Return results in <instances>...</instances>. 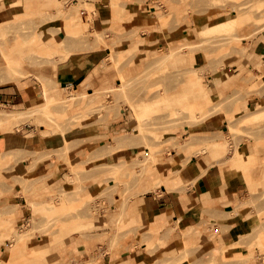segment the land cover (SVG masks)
Returning a JSON list of instances; mask_svg holds the SVG:
<instances>
[{
    "label": "rangeland",
    "instance_id": "rangeland-1",
    "mask_svg": "<svg viewBox=\"0 0 264 264\" xmlns=\"http://www.w3.org/2000/svg\"><path fill=\"white\" fill-rule=\"evenodd\" d=\"M130 1L61 0L56 5L54 0H0V57L4 65L9 52H3L7 46L17 44L16 41L28 48L32 42L38 43L34 39L37 36L45 35L51 40L62 36L64 40L57 51H44L39 47L34 52L28 50L29 58L23 63L31 73L11 74L10 79L31 76L42 87L48 84L59 93L63 89H57L55 83L47 78L51 76L53 65L56 66L70 53L69 57L97 48H109L101 53L102 59L87 75L92 80L88 87V92H92L90 97L93 96L91 101H87L88 97H78L74 89L79 85H75L65 89L61 100L67 99L69 93L75 98L48 102H55L53 106L48 105L50 109L46 107L48 113L41 111L34 116L0 117V131L7 126L9 128L4 132L18 129L28 135L37 131L41 136L55 134L68 135L69 138L63 147L48 153L66 162L64 179L68 187L45 193L44 196L50 199L48 202H42L40 196L35 199L28 197L27 204L23 206L27 210L25 219L13 216L10 230L0 227V249L7 255L6 260L0 259V264H30L28 256L37 245L47 250L40 254L35 264H64L59 255L64 251L66 242L74 236L93 241V244L104 243L105 237L92 234L98 228L94 226L95 219L103 212L109 215L112 207L120 206L121 210L118 211L117 226L107 233L109 241L111 238L107 249H118L120 243L130 236L141 234L143 229L135 228L134 223L124 219L123 209L134 193L142 191L139 187L141 180L153 175L156 164L165 159L172 147L178 151L190 149L192 154L212 153V163L219 162L220 167L231 165L234 159L239 158L240 167L237 164L236 172L244 171L253 163L249 161V156L246 159L245 155H240L239 149L247 152L248 146L255 149L264 145V116L253 117L258 110L256 107L264 106V100L241 107L239 91L214 100L203 83L206 73L232 61L237 64L236 76L247 83L246 96H264L263 62L260 60L251 67L246 43L264 30V0H153L147 8L152 9L150 15L154 24L142 28L130 27V20L143 11L137 5L132 13L128 6ZM12 8L14 13L9 15ZM6 14L11 17L4 20ZM190 18L192 28L188 32L177 39L168 35L178 26L186 27L184 23ZM67 22L82 23V31L62 34L61 26ZM151 30L159 33L164 40L156 43L141 39V50L131 47L124 50L126 46L119 44L125 38L135 37L128 43L132 46L140 38L141 31ZM64 45L67 47L64 48ZM196 52H200L202 57H195ZM230 72L233 73V70ZM36 73L44 76L43 81L37 78ZM120 74L125 76V86ZM118 86H123V96L120 94L122 97L116 101L119 95L115 99L110 91L116 93ZM178 96L181 98L176 101ZM44 102L34 106H41ZM13 107L0 102V112L10 111ZM122 110H126L131 119L130 127L102 136L93 135L92 129L97 123L120 115ZM135 110L139 116H136ZM220 111L225 113L226 125L211 133L196 132L211 114ZM26 126H31L33 130H26ZM116 136L125 141L117 144L114 142ZM87 140L105 141L101 148L102 156L129 144H140L142 147L141 152L129 162L122 160L107 164L99 160L101 157L93 162L89 161V157L77 163L70 162L68 150ZM108 140L112 142L108 143ZM218 150L221 152L217 153ZM10 158L7 153L0 154V167ZM16 172L21 179L14 177L9 181L10 185L17 182L22 190L29 188V182L34 179ZM160 183L158 180L152 187ZM250 191H255L254 184L250 186ZM117 193L119 200L115 199ZM252 203L259 211L251 218L250 231L236 239L238 242L218 244L209 250L191 248L186 244L182 255L175 261L186 258L187 264H264V191ZM81 221L85 222L82 227ZM114 231L118 233L113 235ZM156 231L149 230L152 234ZM17 238H25L24 249L16 261H11V245ZM147 246L156 258L158 249L154 243L149 242ZM156 264L165 263L156 260Z\"/></svg>",
    "mask_w": 264,
    "mask_h": 264
},
{
    "label": "crops",
    "instance_id": "crops-1",
    "mask_svg": "<svg viewBox=\"0 0 264 264\" xmlns=\"http://www.w3.org/2000/svg\"><path fill=\"white\" fill-rule=\"evenodd\" d=\"M136 1L138 0L128 3L130 11L133 13L137 9V5L143 11L130 20V27L142 28L154 24L150 15L152 9L147 8V5L151 4L153 0H143V3ZM54 2L58 5L61 0H54ZM13 10L15 9L12 8L8 14L13 15ZM8 14L5 17L2 16L4 20L11 17ZM184 24L186 27L178 26L174 31H169L168 35H174L177 39L179 35L188 32L192 28L191 18ZM139 36L140 38H137L138 40L132 46H128V43L135 37L125 38L119 44L126 46L124 50L130 47L141 50L143 45L141 39L156 43H161L164 40V37L159 36V33L154 30L141 31ZM246 43H248L251 67L260 60L264 67V30ZM11 46H7L3 52L4 54L9 52V55L5 56V65L0 57V102L10 104L14 106V110L19 111L33 107L35 103L60 101L64 97L65 89L75 85H79L74 89L77 94L91 95L92 92H88V87L92 84V80L87 75L102 59L101 53L109 50L108 47L97 48L69 57L70 53L56 66L53 65L50 70L51 76L47 78L50 82L55 83L57 89H63L58 93L52 89L53 86L48 84H44L42 87L31 76L10 79L12 72L6 70L7 60L12 57V60L15 61L12 65L21 66L30 74L31 70L26 67L23 61H27L29 58H27L28 50L32 51L30 47L25 48L21 44V50L12 53L9 49ZM194 55L202 57L200 52H196ZM231 70L233 73L230 72ZM237 70V64L231 61L227 65L206 73L203 83L206 85L209 96L218 100L220 96H230L239 91L241 107H244V104L264 100L263 95L246 96L247 83L236 76ZM36 75L44 77L39 73ZM180 98L178 96L175 100ZM33 102L35 103L33 104ZM26 104L29 105L24 106ZM128 116L126 110H122L120 115L97 123L92 129L93 135L102 136L130 127L131 119ZM226 123L225 113L220 111L211 114L196 132L211 133L220 130L221 125H226ZM8 128L5 126L0 131V154L7 153L11 156L10 161L0 167V227L5 230L11 229L9 225L11 217L25 219L27 210L23 206L27 204L28 197L35 199L40 194L61 187L65 188L68 185L64 179L66 162L58 160L54 154H48L63 147L66 140H69L68 135L41 136L37 131L28 135L18 129L4 132ZM25 129L33 130L31 126H26ZM110 142L111 140H108V143ZM104 144H106L104 140L82 141L68 150V159L73 163L87 160L91 152L99 147L102 148ZM141 147L140 144H129L106 153L99 160L107 164H114L122 160L129 162L132 157L141 152ZM247 148L249 153L247 151L244 158L249 156L251 159L249 161L253 163L246 166L244 171L235 172L237 169L235 159L231 165L220 167L219 162L212 163V153L205 151L202 154H192L190 149L178 151L172 147L165 159L156 164L152 172L153 175L141 180L139 187L142 191L134 193L123 209L124 219L134 223L135 228L143 229L141 234L130 236L120 243L118 249H107L111 241V238L109 241L107 233L117 226L118 211L121 210L120 206L112 207L109 215L103 212L95 219L94 226L98 228L92 234L105 237L103 244H93V241L87 239L84 241L82 237L74 236L66 242V247L60 253L59 259L63 258L64 264H156V260L165 264L172 262V264H187L186 258L175 261L182 255L186 244L191 248L209 250L218 244L238 242L236 239L250 231L251 218L255 217L254 215L259 211L252 202L260 196L261 191H264V145L257 146L255 149L252 146ZM241 162L246 163L245 161ZM16 171L20 174L25 173L31 180L34 179L29 182L30 186H28L29 183L26 185L29 188L22 190V186L17 182L10 185L9 181L14 177L21 179ZM158 180L161 183L152 187ZM252 184L255 187L254 192L250 191ZM115 199H120L118 193L115 194ZM110 221L111 223H109ZM127 221L124 222L127 224ZM181 221L183 225L179 226L178 223ZM83 225L85 222L81 221L80 226ZM150 229L157 231L152 234L149 232ZM117 233L114 231L113 235ZM5 239L7 240V238ZM149 242H153L154 247L158 249L156 258L147 246ZM24 243L25 238L14 240L9 254L11 261L18 259V254L24 249ZM159 244L162 246L159 247ZM46 250L45 247L39 245L34 247L28 256L29 263L35 264V261L39 260L40 254L42 255ZM25 254L26 252H24ZM6 256V252L0 249V259L6 260ZM43 256L45 257V255Z\"/></svg>",
    "mask_w": 264,
    "mask_h": 264
},
{
    "label": "bare ground",
    "instance_id": "bare-ground-1",
    "mask_svg": "<svg viewBox=\"0 0 264 264\" xmlns=\"http://www.w3.org/2000/svg\"><path fill=\"white\" fill-rule=\"evenodd\" d=\"M80 31H82V23H80V22H78V24L76 23V24H74V23H72V22H67V23H65V24H63L62 26H61V29H60V32L63 34V33H75V34H77L78 32H80ZM65 34V35H66ZM42 37H46V39H43ZM34 39L35 40H37L38 41V43H36V42H32V45L31 46H29L32 50H35L37 47H39L41 50H44V51H57L59 48H61L62 46H63V42H64V40H63V38H62V36H60L58 39L57 38H54L53 40H51V38H49V37H47V36H45V35H43V36H37V37H34ZM16 43L17 44H15V45H13V46H11V47H9V49L11 50V52L13 53V52H19L20 50H21V43L20 42H17L16 41ZM66 45V44H65ZM64 45V48L65 47H67V46H65ZM32 55V54H31ZM29 56H27V58H28ZM32 57V56H31ZM14 62L15 61H13L12 60V57L10 58V59H8L7 60V70L8 71H11L12 72V74L13 75H17V73L19 74V75H28L29 74V71L28 70H24L23 68H21V66H18V67H16L15 65H12V64H14ZM19 75H17V76H19ZM17 76H14V77H17ZM119 77H121V82H123L124 83V86H125V81H124V79H125V76L123 75V74H120L119 75ZM37 78L39 79V80H41L42 79V76H40V75H37ZM119 80H120V78H119ZM41 81H43V80H41ZM127 82V81H126ZM123 83H121V85H123ZM123 87V86H122ZM121 86H118V88L117 89H115V90H118L117 92H119L120 91V93H114L113 91H110V92H112V94H114V95H112L115 99L117 98L116 96H118L119 98L118 99H116V101L117 100H120V97H122L123 96V93H121L122 92V90H123V88H122ZM111 90H114L113 88L111 89ZM116 94V95H115ZM120 94H122V96L120 95ZM78 95V97H88V102H89V100L90 99H93V96H92V98L90 97V95H83V94H77ZM109 95V94H108ZM95 97V96H94ZM73 98H75V95H73L72 93H69V95H68V98L67 99H65V100H60L59 102H63V101H69V100H71V99H73ZM113 98V99H114ZM84 99H87V98H84ZM112 99V100H113ZM114 99V100H115ZM180 100V99H179ZM85 100H83V102H84ZM91 101V100H90ZM176 101H178V100H176ZM48 102H50V101H47V102H45V103H43L41 106H33V107H28L26 110H22V111H19V110H10V111H6V112H0V117L1 116H4V117H7V118H10V117H13V118H15V117H18V116H20V115H36V114H38V113H40L41 111H42V113L44 112V113H48L47 111H49V106L48 105H52V104H55V102H51V103H48ZM109 102V101H108ZM48 103V104H47ZM112 103V102H111ZM117 102H114L113 104H116ZM108 104H110V103H108ZM89 105V104H88ZM112 105V104H111ZM260 104H257V106H259ZM48 106V108L46 109V107ZM53 106V105H52ZM51 107V106H50ZM262 107H264V106H262ZM262 107H261V105H260V107H256V109H258V110H256V112L253 114L254 116V118L256 117V119H258V118H261L262 116H264V108L262 109ZM46 109V110H45ZM52 109H53V107H52ZM1 111V110H0ZM136 112H138V111H136L135 110V114H137L136 116H139L138 115V113H136ZM32 116V117H33ZM12 119V118H11ZM114 142H117V144H122L124 141H125V139H120V136H116V138H114ZM111 142H112V140H111ZM220 149V148H219ZM221 152V150H218L217 151V153H220ZM102 149H101V147H99L97 150H95V151H93V152H91L90 154H89V161L90 162H93V161H95V160H97L98 158H100V157H102ZM238 153L240 154V155H246V151L244 150V149H239L238 150ZM239 158H236L235 159V166H237V164H239ZM122 163H125V162H122ZM125 166H127V165H125ZM129 166V165H128ZM240 166V165H239ZM21 174H25V173H21ZM72 175V174H71ZM71 176L69 175V178H70ZM68 182V181H67ZM57 191H59V190H57ZM49 194H50V192H49ZM57 194V193H56ZM45 193L44 194H40L39 196L41 197V201L42 202H48L50 199L49 198H46L45 196ZM48 195V194H47ZM34 204V203H33ZM183 225V222L181 221V222H179L178 223V225Z\"/></svg>",
    "mask_w": 264,
    "mask_h": 264
}]
</instances>
